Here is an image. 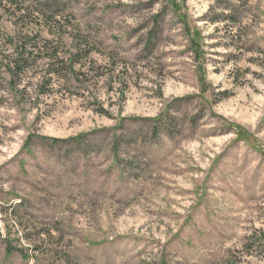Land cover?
I'll use <instances>...</instances> for the list:
<instances>
[{"label":"rangeland","instance_id":"374dc122","mask_svg":"<svg viewBox=\"0 0 264 264\" xmlns=\"http://www.w3.org/2000/svg\"><path fill=\"white\" fill-rule=\"evenodd\" d=\"M176 3L0 0V264H264V0Z\"/></svg>","mask_w":264,"mask_h":264},{"label":"trees","instance_id":"16d2710c","mask_svg":"<svg viewBox=\"0 0 264 264\" xmlns=\"http://www.w3.org/2000/svg\"><path fill=\"white\" fill-rule=\"evenodd\" d=\"M171 2V6L173 7V9L175 10L176 8H179L178 4L176 3V0H169ZM177 11V10H175ZM179 14V13H178ZM187 28H188V25H187ZM194 43H195V39H193ZM19 50V49H18ZM16 55H17V61H19L21 58H22V55H23V51H16ZM241 134V132H240Z\"/></svg>","mask_w":264,"mask_h":264}]
</instances>
